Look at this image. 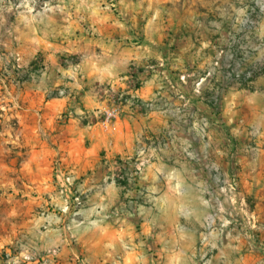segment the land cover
<instances>
[{
  "label": "crops",
  "instance_id": "1",
  "mask_svg": "<svg viewBox=\"0 0 264 264\" xmlns=\"http://www.w3.org/2000/svg\"><path fill=\"white\" fill-rule=\"evenodd\" d=\"M237 1L159 0L158 36L139 56H36L39 44L0 56V199L56 205L62 216L84 200L69 214L78 220L72 239L56 232L58 264L81 256L87 264H264V78L259 92L231 82L226 51L217 78L197 92L226 46ZM157 61L166 64L159 79L149 68ZM156 92L157 111L126 106L115 132L99 123L118 94L149 100ZM204 120L209 142L194 132ZM247 126L263 130L252 138L261 149H247ZM65 176L73 186L63 193ZM251 214L260 224L254 244L233 224Z\"/></svg>",
  "mask_w": 264,
  "mask_h": 264
},
{
  "label": "rangeland",
  "instance_id": "2",
  "mask_svg": "<svg viewBox=\"0 0 264 264\" xmlns=\"http://www.w3.org/2000/svg\"><path fill=\"white\" fill-rule=\"evenodd\" d=\"M236 3L238 14L232 20V29L227 32L226 46L213 56L201 78L207 71L214 70L215 62L220 58L222 69L226 51H230L233 54L231 59H234L232 67L237 73L249 69L255 72V88L259 92L256 81L264 78V35L261 32L264 0H238ZM158 6L159 0H0V56L31 54L38 44L43 51L36 56H119L123 51L127 56H139L149 50L148 46L154 45L151 39L158 36L151 23L158 15ZM249 21L254 22L257 30L249 28ZM66 62L74 63L78 68V60ZM154 74L158 79L164 77L162 71ZM183 75L185 80L181 76V81H187L188 74ZM233 81L238 83L236 78ZM66 116L64 121L69 119ZM204 121L209 123L208 137L200 134L203 121L195 123L194 132L209 142L211 123ZM262 131L255 126L245 127V134L251 139ZM253 139L247 149H261L259 142ZM80 199L83 203L82 196ZM81 207L82 204H71L62 216V210L56 205L14 204L0 199V264H58L62 256L61 248L54 246L56 232L62 228L67 238L72 239L78 220L69 214ZM97 215H101V208ZM241 218L239 220L242 221ZM231 221L222 223L219 229L232 228ZM245 229L240 230L248 238ZM55 250L57 255L53 256ZM26 257L31 261H26ZM73 258L70 260L72 264H78V260L85 261L82 256Z\"/></svg>",
  "mask_w": 264,
  "mask_h": 264
},
{
  "label": "built area",
  "instance_id": "3",
  "mask_svg": "<svg viewBox=\"0 0 264 264\" xmlns=\"http://www.w3.org/2000/svg\"><path fill=\"white\" fill-rule=\"evenodd\" d=\"M249 25L252 30H257V28H254V22L249 21ZM223 52H221V55ZM221 59H217L215 62V68L214 70H209L206 72V74L201 78V80L197 84V92L201 93L200 90L203 86V83L206 81H213L217 78V75L221 72ZM165 63L161 61L159 64H153L149 66V68L156 72H159L164 68ZM16 68L17 70L21 69L20 66V57L16 58ZM232 75L234 78L237 79L238 84L240 87H242L243 82L247 84V88L250 91H255V72L252 69H249V71L237 73L235 70L232 71ZM182 80H185V77H182ZM60 96H65L67 94V91L65 89H61L58 91ZM162 100V94L160 92H156L153 97L149 100H143L141 98L135 97V98H127L124 94H118L112 104L108 105L105 109L102 110L101 116H100V123L102 127L108 131V132H114L118 128V122L119 120L126 114V106H129V111L132 113L135 112L136 109H140L145 111L146 113L155 112L159 109L160 102ZM100 112V111H99ZM208 128L209 123L206 121L202 122V126L200 127V134L202 137H208ZM126 176L122 175L120 176L119 180H125ZM73 186V178L71 176H65L64 177V184L61 186V191L65 193L66 191H69L71 187ZM230 190L236 193L237 191V183H232ZM76 203L78 205H81V199L78 197L76 198ZM235 226L240 227V229L246 228V234L248 235L249 240L254 244L257 240V234L256 232L259 231L260 224L257 220V217L251 214L249 217L245 216L243 220H236L233 222ZM53 256L57 255V251L55 250L53 253ZM26 261H31L30 257L25 258ZM78 264H86L83 260H78Z\"/></svg>",
  "mask_w": 264,
  "mask_h": 264
},
{
  "label": "trees",
  "instance_id": "4",
  "mask_svg": "<svg viewBox=\"0 0 264 264\" xmlns=\"http://www.w3.org/2000/svg\"><path fill=\"white\" fill-rule=\"evenodd\" d=\"M242 87H243V88H247V84H246L245 82H243ZM209 103H210L211 105H214V100H213V101H209ZM124 175H125V174H124ZM125 176H126V175H125ZM119 184H121V185H123V186L128 185L127 177H126L125 180H119Z\"/></svg>",
  "mask_w": 264,
  "mask_h": 264
}]
</instances>
